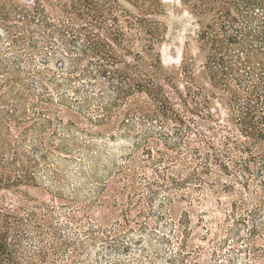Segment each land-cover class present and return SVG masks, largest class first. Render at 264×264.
I'll return each instance as SVG.
<instances>
[{"label": "trees", "instance_id": "obj_1", "mask_svg": "<svg viewBox=\"0 0 264 264\" xmlns=\"http://www.w3.org/2000/svg\"><path fill=\"white\" fill-rule=\"evenodd\" d=\"M178 2L166 69L161 0H0V264H264V0Z\"/></svg>", "mask_w": 264, "mask_h": 264}, {"label": "rangeland", "instance_id": "obj_2", "mask_svg": "<svg viewBox=\"0 0 264 264\" xmlns=\"http://www.w3.org/2000/svg\"><path fill=\"white\" fill-rule=\"evenodd\" d=\"M164 5V12L161 15L160 19L164 22L166 26L165 33L163 34V39L158 47L162 64L166 69L177 68L180 63V57L185 46V42H187L190 46V50L192 53L196 52L193 38L196 31V24L194 18L186 12V9L182 7L178 0H161ZM200 59L198 60V62ZM59 116L62 118L63 121H68L72 119L77 126L79 127H86L91 131H102L104 130L103 127L101 128H94L88 125L85 121H83L79 117H75L71 115L64 109H58ZM24 192H27L29 196L37 201L46 202L52 205H59L61 201L54 200L52 196L43 192L41 190H35L30 188H22ZM5 193V192H3ZM4 200V204L7 206L10 205H17V201L19 200L18 196L7 193ZM201 199V198H200ZM221 201L223 203V209L227 206V198L221 197ZM185 207V205H184ZM106 212L105 209L95 208L92 212V217L96 219L100 218V213L98 214L96 211ZM190 213V218L193 226V238L192 243L195 245H202V243L198 239H194L198 234L202 233V230L196 228L197 224V217L202 214H205L204 221L206 224H210L213 227V222L218 221L221 218V214L218 212V208L214 203L212 198L207 200L201 199L199 203H196L192 209H188ZM212 222V223H211Z\"/></svg>", "mask_w": 264, "mask_h": 264}]
</instances>
